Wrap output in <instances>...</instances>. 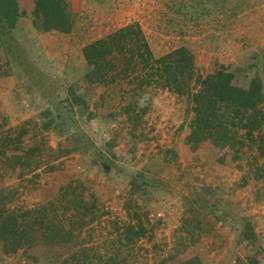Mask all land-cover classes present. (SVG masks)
I'll return each mask as SVG.
<instances>
[{
	"label": "rangeland",
	"instance_id": "1",
	"mask_svg": "<svg viewBox=\"0 0 264 264\" xmlns=\"http://www.w3.org/2000/svg\"><path fill=\"white\" fill-rule=\"evenodd\" d=\"M22 1L30 8L34 0ZM171 1L66 0L74 14L68 34L38 32L31 16L11 31L0 23V207L19 212L49 201L64 205L74 196L92 197L97 219L80 231L78 246L113 256L114 233L139 217L146 235L122 251L119 260L125 261L117 264H179L176 239L198 195L210 207L200 215L204 230L189 251L204 264H248L251 259L264 264V182L252 180L263 160L255 147L223 164H217L214 148L191 151L185 142L189 105L167 91L151 90L148 101L134 106L127 96L121 101L119 89L102 88L86 98L92 115L78 109L87 89L82 49L131 23L140 26L155 57L187 46L201 78L235 68L242 74L246 65L255 64L264 82V0H248L250 6L236 18L203 26L176 18ZM180 29L186 34H178ZM72 87L76 101L69 94ZM108 114L115 117L105 127ZM12 141L24 149L14 150ZM25 153L38 168L19 177L14 158ZM137 173L147 181L138 209V194L129 184ZM211 208L227 220L209 216ZM242 225L252 232L253 246L242 240ZM53 253L59 262L69 255L63 249ZM0 264L26 263L19 251L0 255Z\"/></svg>",
	"mask_w": 264,
	"mask_h": 264
},
{
	"label": "trees",
	"instance_id": "2",
	"mask_svg": "<svg viewBox=\"0 0 264 264\" xmlns=\"http://www.w3.org/2000/svg\"><path fill=\"white\" fill-rule=\"evenodd\" d=\"M249 6L248 0H172L170 5L176 18H182L192 26L207 25L210 20H232ZM24 16H31L33 28L41 33L68 34L74 26V14L66 0H34L30 8L22 0H0V23L8 31L13 30ZM178 32L181 36L186 34L183 29ZM82 57L86 67L83 82L87 89L81 95L78 107L81 115H92L87 113L86 104L90 91L119 89L121 101L127 96L134 106L141 100L148 101L151 90L167 91L184 98L189 105L185 142L191 151L214 148L217 164H223L226 159L231 163L238 160L244 148L255 147L263 162L253 170L252 180L255 184L264 182V82L257 65H246L242 74L235 68L208 72L201 78L196 74L195 57L187 46L155 57L137 23L128 24L86 45ZM75 89L72 87L69 94L76 95ZM74 99L76 101L75 96ZM108 116L110 119L103 121L105 127L114 121L113 114ZM131 119L130 116L128 121ZM11 143L14 150L25 147L15 145V141ZM2 145L9 150L5 140ZM82 150L84 154H90L87 147L83 146ZM26 153L14 158V163L20 165L19 177L38 168ZM144 178L137 173L129 182L131 190L138 194L134 201L136 209L138 201L142 200L140 190L147 186ZM196 197L190 205L191 212L181 221L180 236L176 239L174 251L179 264H204L199 256L189 251L204 230L206 221L200 215L206 216L210 207L207 202H200L198 195ZM97 212L93 198L82 196H74L64 205L49 201L46 205L19 212L1 206L0 255L11 256L21 251L26 264H39L40 260L47 264H94L95 261L97 264H117L121 261L120 253L131 250L146 235L145 227L137 217L135 225L128 223L117 229L114 233L118 243L115 254L101 255L94 246H78L77 241L80 231L97 219ZM216 212L211 208L209 216L227 220L226 216H217ZM240 233L243 241L254 245V236L247 225L240 227ZM55 249H63L69 255L59 262L54 255L57 253H53ZM185 253L192 254L181 258ZM248 264L258 262L251 259Z\"/></svg>",
	"mask_w": 264,
	"mask_h": 264
}]
</instances>
